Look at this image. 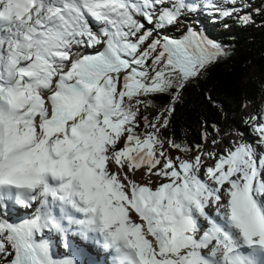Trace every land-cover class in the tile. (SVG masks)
I'll return each mask as SVG.
<instances>
[{"label":"snow or ice","instance_id":"obj_1","mask_svg":"<svg viewBox=\"0 0 264 264\" xmlns=\"http://www.w3.org/2000/svg\"><path fill=\"white\" fill-rule=\"evenodd\" d=\"M243 8L0 0V260L81 264L91 245L112 264H264V151L240 140L193 154L164 138L172 104L148 113L229 55L190 22L169 30L201 9L227 19ZM254 131L264 147V122Z\"/></svg>","mask_w":264,"mask_h":264},{"label":"trees","instance_id":"obj_2","mask_svg":"<svg viewBox=\"0 0 264 264\" xmlns=\"http://www.w3.org/2000/svg\"><path fill=\"white\" fill-rule=\"evenodd\" d=\"M240 1L244 5L241 15L250 14L252 23H239L237 13L227 19L213 17L210 10L204 9L190 14L196 17L198 31L225 46L229 55L191 80L179 100L172 102L167 95L156 98V106L148 109L150 118L159 115L165 105L174 108L168 128L163 130L166 140L175 139L195 151L197 145L223 142L236 128L245 130L248 126L250 133L253 126L244 116V107L264 116V0ZM180 30L177 26L169 31L179 36Z\"/></svg>","mask_w":264,"mask_h":264},{"label":"rangeland","instance_id":"obj_3","mask_svg":"<svg viewBox=\"0 0 264 264\" xmlns=\"http://www.w3.org/2000/svg\"><path fill=\"white\" fill-rule=\"evenodd\" d=\"M216 3L223 4L224 0H217ZM236 4H237L238 7L241 5L238 2H236ZM241 14H243V10L237 13V17L239 15H241ZM195 19H196V17H194L192 15H189L188 18H187L186 23L183 26H178V28L182 29V27H187L188 22H190L192 24V26L196 30H198L197 26H196V23H195ZM230 32H232V31H230ZM170 33L172 34L171 31H170ZM226 33H229V32H226ZM243 113H244V116H246L247 121L250 124H253V126H255V125H257V124H259L261 122H264V117H260V116L256 115L253 111L249 110L248 106L244 107ZM254 116L257 117L255 120L252 119V117H254ZM238 135H241V137L237 138ZM240 140H243L245 142L253 143L257 147L258 151H261V149H262V146L256 144V141L258 140V135H257V133H255V131H253L252 133H248L247 134V133H245V132H243L241 130H238V129L237 130L235 129L234 133H232L231 135L226 136L225 139H224V142L216 143L215 145L206 144L204 146V148L206 150H208V151L215 150L218 153H223L226 148L230 147L234 142H238ZM169 152L173 156L184 155L183 153H181V152H179L178 150H175V149H169ZM193 154H195V151H193ZM214 162H215L214 159L206 158L205 159V166H211V165L214 164ZM202 172H203V169H202ZM201 175H202V178H203V174H201ZM155 179L156 178H154V180ZM54 240H55V244H54L53 248L55 249L56 253H58V250H61L65 254H67L69 252V249L64 246L63 242L59 238H54ZM56 247H57V250H56ZM90 253H93V252L90 251ZM57 256L59 257L61 255H57ZM74 259H75V257H74ZM79 260L81 261V264H92L91 263L92 260L90 259V256H88L87 254L79 257ZM0 262H4V260H0Z\"/></svg>","mask_w":264,"mask_h":264},{"label":"bare ground","instance_id":"obj_4","mask_svg":"<svg viewBox=\"0 0 264 264\" xmlns=\"http://www.w3.org/2000/svg\"><path fill=\"white\" fill-rule=\"evenodd\" d=\"M24 216H26V213L24 215V212H22L21 218H24ZM90 251L93 253H90ZM99 251V246H89L87 255L90 256V259L92 260L91 263L95 264V260H100L103 263L108 264V261H106V257L104 255L99 254ZM110 264H112V260Z\"/></svg>","mask_w":264,"mask_h":264}]
</instances>
